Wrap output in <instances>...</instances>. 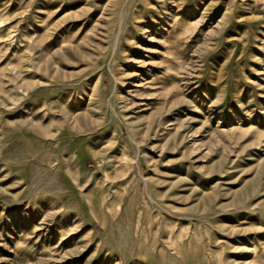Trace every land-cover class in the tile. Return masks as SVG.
<instances>
[{"label": "rangeland", "instance_id": "374dc122", "mask_svg": "<svg viewBox=\"0 0 264 264\" xmlns=\"http://www.w3.org/2000/svg\"><path fill=\"white\" fill-rule=\"evenodd\" d=\"M0 264H264V0H0Z\"/></svg>", "mask_w": 264, "mask_h": 264}]
</instances>
